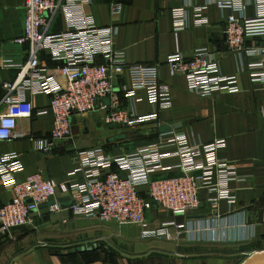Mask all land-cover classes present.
<instances>
[{
	"label": "crops",
	"instance_id": "obj_1",
	"mask_svg": "<svg viewBox=\"0 0 264 264\" xmlns=\"http://www.w3.org/2000/svg\"><path fill=\"white\" fill-rule=\"evenodd\" d=\"M115 1L119 0H91L85 13L100 27H118L114 46L124 51L129 63L160 66L159 77L170 87L172 108L161 111L158 122L134 130L108 124L107 112L102 110L75 115L71 118L72 140L57 143L54 153L49 155L36 152L31 138L49 135L54 113L35 114L32 119L18 120L16 132L22 137L0 141V156L19 155L24 166L18 176L20 181L40 173L61 184L68 180V174L75 167L77 150L101 147L109 155L119 157L141 146L157 144L171 135L185 136L192 145L226 139L227 146L219 151V157L231 162L238 175L246 177L230 183L237 204L230 206L227 201H220L213 206L209 202L211 195L202 191L201 206L190 215L150 211L147 223L151 228L173 220L192 230V233H182L177 241L150 242L140 238L139 226H116L114 222L75 215L69 199L60 205L59 211H53L50 205L42 207L33 216L31 226L13 229L0 240V264H242L250 256L264 252V89L251 80L247 71L248 64L255 59L240 58L229 50L226 43L228 11L210 3L207 24H196L191 6H204L210 0H122V14L114 17L111 5ZM237 6L236 15L254 17L259 1L237 0ZM185 7L188 27L176 32L172 12ZM25 16V0H0V60L9 58L23 64L30 59V45L16 42L24 35ZM68 30L65 15L60 13L53 19L49 34ZM263 44L264 38L256 37L248 39L246 47L252 49ZM199 49L213 54L224 76L236 78L239 92L199 96L189 90L185 77L170 74L167 61L171 55L180 52L189 58ZM41 59L51 67L55 64L48 52H43ZM16 77V69H0V115L6 112L3 84L15 81ZM114 83L117 92L124 85L129 87V75L118 77ZM138 95L143 101L133 103L135 112L138 115L153 112L147 93L140 91ZM31 100L35 112L49 109V96L37 95ZM122 106L127 108L128 101L122 99ZM162 127L172 131L162 136ZM122 134L128 136L118 138ZM161 151L173 153L176 147H162ZM179 164V157L163 160L166 170L153 174L152 180L180 176ZM13 197V191L0 179V204L11 202ZM106 238L118 241L116 252L119 255L115 253L109 258L97 251L94 257L82 256L75 263L55 259L52 255L57 248L67 252L74 245L84 248L82 244L89 239H97L95 244L99 245Z\"/></svg>",
	"mask_w": 264,
	"mask_h": 264
},
{
	"label": "built area",
	"instance_id": "obj_2",
	"mask_svg": "<svg viewBox=\"0 0 264 264\" xmlns=\"http://www.w3.org/2000/svg\"><path fill=\"white\" fill-rule=\"evenodd\" d=\"M258 1L259 10L254 17L236 15L237 0H210L207 5L191 8L198 25L207 24L210 3L228 11L227 46L240 58L255 59L248 64L247 71L251 80L264 89V44L252 49L246 47L248 39L264 38V0ZM90 3L91 0H25L24 35L16 42L30 45V59L23 64L9 58L0 60V69L17 70L15 81L3 84L6 112L0 115V141L22 137L16 132L19 119H32L35 114L42 116L52 111L55 120L49 135L31 138L36 152L49 155L54 153L57 143L72 140L71 118L75 115L102 110L107 112L108 124L134 130L158 122L160 112L172 108L171 90L160 80V66L129 63L124 51L114 46L118 27L98 26L85 13ZM123 9L122 0L111 5L114 17L121 15ZM60 13L65 15L69 30L51 35L49 28ZM172 13L175 31L186 29L187 8H177ZM43 52L49 53L55 63L53 67L41 59ZM167 65L172 76L185 77L189 90L199 96L240 91L236 78L224 76L207 49H199L189 58L176 52L168 58ZM126 73L130 86L124 85L117 92L114 82ZM140 91L147 93L154 108L146 115H138L133 109V103L143 101L138 95ZM37 95L50 97L49 109L35 112L31 97ZM122 99L128 101L127 108L122 106ZM168 146H175L176 151L163 153L162 147ZM226 146V139L192 145L185 136L171 135L119 157L109 155L101 147L77 150L75 167L68 174V180L61 184L40 173L20 181L18 176L24 166L19 155H2L0 179L13 191L14 197L11 202L0 204V240L16 227L31 226L33 216L44 206L50 205L53 211H59L60 197L72 201L71 210L77 216L139 226L143 240L169 239L172 227L183 230L186 224L170 220L157 229L151 228L147 223L150 211L190 215L200 208L202 191L211 195L209 202L213 206L220 201H227L230 206L237 204L230 183L246 177L238 175L231 162L219 157V151ZM171 157L180 158L178 167L182 174L152 180L153 174L166 170L163 160Z\"/></svg>",
	"mask_w": 264,
	"mask_h": 264
},
{
	"label": "rangeland",
	"instance_id": "obj_3",
	"mask_svg": "<svg viewBox=\"0 0 264 264\" xmlns=\"http://www.w3.org/2000/svg\"><path fill=\"white\" fill-rule=\"evenodd\" d=\"M116 226H119V224H113ZM129 225V224H128ZM150 227V226H149ZM154 228V227H153ZM157 229V227H155ZM142 229H140V238L141 234H142ZM192 230L186 225L185 229L183 230H178L177 227H172L170 229V238L166 239V238H156V239H152V240H144V241H166V242H171V241H177L179 238H181V234L182 233H192ZM115 238H106L105 242L100 243L99 245L95 244L97 242V239H89L87 242L84 241V243L82 245H84L82 247H76L75 245L71 248L68 249V251H64V249H56L53 250V254L50 251V254H52L55 259H60L61 261H67V262H77L78 259L82 256H88V257H94V255L96 254V252L98 251V253H103V256L105 257H109L112 258L114 255L118 254L117 248L118 246V241L114 240ZM114 240V241H113ZM143 240V239H142ZM110 245V246H109ZM55 253V254H54ZM66 254L67 256H64L63 254ZM116 253V254H115ZM67 257V258H64ZM67 259V260H65ZM70 259V260H69Z\"/></svg>",
	"mask_w": 264,
	"mask_h": 264
},
{
	"label": "water",
	"instance_id": "obj_4",
	"mask_svg": "<svg viewBox=\"0 0 264 264\" xmlns=\"http://www.w3.org/2000/svg\"><path fill=\"white\" fill-rule=\"evenodd\" d=\"M171 131L172 130H170L166 127L165 128L162 127L160 130V133L162 135H164V134L170 133ZM127 136H128V134H122V135L118 136V138H123V137H127ZM58 201H59L60 205H62L64 202L69 201V198L63 197V198H60ZM55 204L56 203H52V205H55ZM70 205L71 206L73 205L72 201H70ZM22 228H24V227H16L14 229L17 230V229H22ZM242 264H264V252L257 253V254L250 256Z\"/></svg>",
	"mask_w": 264,
	"mask_h": 264
}]
</instances>
